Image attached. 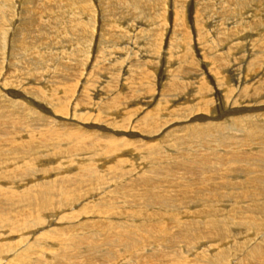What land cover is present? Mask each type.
<instances>
[{
	"label": "bare ground",
	"instance_id": "6f19581e",
	"mask_svg": "<svg viewBox=\"0 0 264 264\" xmlns=\"http://www.w3.org/2000/svg\"><path fill=\"white\" fill-rule=\"evenodd\" d=\"M0 264H264V0H0Z\"/></svg>",
	"mask_w": 264,
	"mask_h": 264
},
{
	"label": "rangeland",
	"instance_id": "374dc122",
	"mask_svg": "<svg viewBox=\"0 0 264 264\" xmlns=\"http://www.w3.org/2000/svg\"><path fill=\"white\" fill-rule=\"evenodd\" d=\"M92 1H93V0H92ZM189 1H190V0H187V2H189ZM171 10H172V8H171ZM126 11H129L130 13H131V12L133 13V11L130 10V9H127ZM119 12H120V11H119ZM194 16H195L194 13H192V15L190 16V17H191V19H190V21H191V26H192V19H194ZM124 18H125V19H128V20H133V16H132V14H131V15H128V16H125ZM144 18H145V17H144ZM144 18H143V17L140 18V19H139V22H142V21L144 20ZM172 18H173V17H172ZM135 20H136V19H135ZM169 21H170V20H169ZM210 24H212V23L210 22V23H208L207 25H210ZM207 29H208V30H211L210 27H207ZM96 35H97V31H96ZM104 40H105V42H107V43L111 42L109 39H107V37H106ZM95 43H96V41H95ZM191 45H194V42L191 43ZM96 49H97V47H96ZM192 49H193V48H192ZM196 51H197V48H196ZM194 52H195V51H194ZM195 54H196V53H195ZM82 69H83V67H82V68H79L80 72L82 71ZM10 73L14 74V73H17V71H12V72H10ZM12 74H9V77H11ZM43 229H46V228L44 227ZM43 229L40 230V232H42Z\"/></svg>",
	"mask_w": 264,
	"mask_h": 264
}]
</instances>
